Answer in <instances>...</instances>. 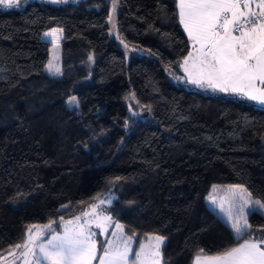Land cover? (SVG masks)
<instances>
[{
  "label": "trees",
  "instance_id": "16d2710c",
  "mask_svg": "<svg viewBox=\"0 0 264 264\" xmlns=\"http://www.w3.org/2000/svg\"><path fill=\"white\" fill-rule=\"evenodd\" d=\"M112 11L113 0L0 7V264L28 225L59 231L107 189L105 213L136 233L134 251L146 234L165 238L161 264L236 245L206 223L214 185H243L264 202V107L186 80L176 0H117L111 23L125 52ZM51 28L62 30L58 77L43 70ZM248 220L260 235L264 214Z\"/></svg>",
  "mask_w": 264,
  "mask_h": 264
},
{
  "label": "snow or ice",
  "instance_id": "6c2138e0",
  "mask_svg": "<svg viewBox=\"0 0 264 264\" xmlns=\"http://www.w3.org/2000/svg\"><path fill=\"white\" fill-rule=\"evenodd\" d=\"M20 4L21 0H0L4 9L18 8ZM116 5L117 0H113L110 23ZM177 7L179 22L192 47L181 64L189 83L264 105V0H177ZM61 35L62 30L56 28L44 33L53 38L54 48L59 47ZM45 68L52 75L61 74L53 60ZM69 103H75V97ZM93 200L80 215L69 220L61 217L59 231L51 220L47 224L28 225L23 242L9 249L12 264H93L97 259L99 264H129L133 252L135 264H161L163 236L146 234L149 243L141 242L140 250L134 251L132 241L136 233L125 236L124 226L119 223L112 231L115 239H107L98 256L96 237L104 235L113 222L101 205L110 204L111 197L106 200L97 196ZM210 201L224 213L236 246L215 255L200 249L193 264H264V228L256 230L260 233L256 236L248 220L253 206L264 209V202L254 200L243 185L230 186L219 202L215 197H210ZM93 226L100 232H94Z\"/></svg>",
  "mask_w": 264,
  "mask_h": 264
},
{
  "label": "rangeland",
  "instance_id": "374dc122",
  "mask_svg": "<svg viewBox=\"0 0 264 264\" xmlns=\"http://www.w3.org/2000/svg\"><path fill=\"white\" fill-rule=\"evenodd\" d=\"M42 1H44V2H51V0H42ZM66 1H77V0H66ZM111 27H112V33H113V36L115 37V38H117V40H118V43H119V47H120V49L121 50H123L124 52L126 51V47H125V44L120 40V38H118V34L116 33V31L114 30V23L112 24L111 23ZM53 28H51V29H49V30H47V31H44L42 34H41V38H42V40L43 41H46L47 43H48V52H47V59H46V62H45V64H44V67H43V70L48 74V75H50V76H53V77H58L59 75H52V74H50L47 70H46V68H45V65L49 62V60H53V62L55 63V64H58L59 65V47L58 48H54V46H53V44H52V37L51 36H49V37H45L44 36V33L45 32H50L51 30H52ZM56 29H60V28H56ZM61 38H62V35H61V37H60V39H59V41L61 40ZM59 67H60V65H59ZM188 81V80H187ZM189 82V81H188ZM72 97H75V96H70V97H68L66 100H65V104L69 107V108H74V107H76L77 106V101H76V97H75V103H69V100H70V98H72ZM232 185H235V184H232ZM232 185H214L215 186V189H214V187H212L211 188V190L204 196V198H203V206H204V208H205V213H206V216L208 215V213H207V209H208V211H209V214H210V217H206V223H212V222H214V223H220L221 224V227H222V231L225 233V237H229V233H230V236L231 235H233L234 236V234H233V232L231 231V228H230V226L226 223V218H225V216H224V213H222L221 211H220V208L218 207V205L217 204H212L211 203V201H210V197H215V198H217V201L219 202V198L220 197H224V196H226L227 195V193H228V189H229V187L230 186H232ZM97 196H100V198H102V199H108L109 197H111V201L115 198V193L112 191V190H110V189H107V190H104L103 192H101L100 194H98ZM97 196H95V197H97ZM254 199V198H253ZM254 200H256V199H254ZM93 202H95L94 200H92V202L91 203H93ZM90 203V204H91ZM107 205H109V203H105L104 205H101V208L102 209H104ZM225 207H227V204H225ZM254 207V210H257V211H260V212H262L263 214H264V209H259L258 208V206H253ZM106 214V213H105ZM76 215H80V213L79 214H76ZM76 215H74V216H76ZM107 215V214H106ZM74 216H72V217H69V218H66L65 220H69V219H72ZM217 222H216V221ZM113 222H112V224H110L109 226H108V231L104 234V235H97V237H96V239L98 238V239H102V240H107V239H115V237H113L112 236V231L114 230V228H115V224L116 223H119L118 221H116V220H112ZM120 224V223H119ZM35 225H37V224H35ZM213 228V227H212ZM27 229V228H26ZM92 230L94 231V232H97V233H99L100 232V230L99 229H97V228H95L94 226H93V228H92ZM25 233H26V231H25ZM125 235V234H124ZM125 236H127V235H125ZM25 238V237H24ZM97 239V240H98ZM24 240V239H23ZM134 241V240H133ZM133 241H132V246H133ZM141 242H143V243H145V244H148L149 243V241H148V239H147V236L145 237V238H143L141 241H140V243H139V245H138V247L136 248V250L135 251H139L140 250V245H141ZM132 254H130V256H131ZM133 260L135 259L134 258V252H133Z\"/></svg>",
  "mask_w": 264,
  "mask_h": 264
},
{
  "label": "crops",
  "instance_id": "0c3cea01",
  "mask_svg": "<svg viewBox=\"0 0 264 264\" xmlns=\"http://www.w3.org/2000/svg\"><path fill=\"white\" fill-rule=\"evenodd\" d=\"M176 5H177V0H176ZM253 7H254V5H253ZM177 14H178V18H179V9H178V7H177ZM180 23V22H179ZM181 25V24H180ZM181 27H182V29H183V31H184V28H183V26L181 25ZM184 33L186 34V36H187V33L184 31ZM188 38V37H187ZM189 42V41H188ZM189 51H192V47H191V44H190V42H189V50H188V52ZM188 55V53L186 54V56ZM185 56V57H186ZM183 61H184V59L182 60V62L180 63V71H181V73H182V75L186 78V80H188V76H187V74L185 73V71H184V69L181 67V64L183 63ZM254 104H256V105H258V106H263L264 107V105H261V104H259V103H257V102H255V101H252ZM98 239V238H97ZM104 242H105V240H104ZM242 242V241H241ZM236 246V245H235ZM103 251V250H102ZM101 254H102V252H101ZM100 254V255H101ZM215 255V254H214ZM193 260H194V257H193V259H192V263L191 264H193ZM134 261V264H135V259L133 260ZM12 262L13 261H8V262H5L4 264H12ZM96 264H99V260L97 261V263ZM129 264H131L130 262H129Z\"/></svg>",
  "mask_w": 264,
  "mask_h": 264
}]
</instances>
